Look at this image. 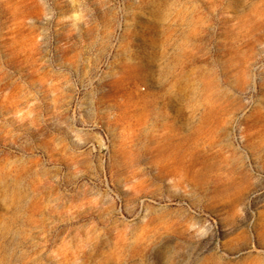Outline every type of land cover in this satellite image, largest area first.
Wrapping results in <instances>:
<instances>
[{"label": "rangeland", "instance_id": "1", "mask_svg": "<svg viewBox=\"0 0 264 264\" xmlns=\"http://www.w3.org/2000/svg\"><path fill=\"white\" fill-rule=\"evenodd\" d=\"M0 264H264V0H0Z\"/></svg>", "mask_w": 264, "mask_h": 264}, {"label": "bare ground", "instance_id": "2", "mask_svg": "<svg viewBox=\"0 0 264 264\" xmlns=\"http://www.w3.org/2000/svg\"><path fill=\"white\" fill-rule=\"evenodd\" d=\"M152 118L154 122H158L157 116L148 117ZM153 140L156 143L154 151L150 154L149 162L156 168L153 178L163 181L168 176H174L181 171H188L194 164L191 149L185 145L184 137L175 135H168L165 133H156L153 135ZM147 158L142 153H137L134 157L124 161L125 166L137 163L140 160ZM139 189L138 184L132 186L130 192L134 193ZM150 223L153 224V231H157L165 224L159 217L154 214L149 216ZM175 229V228H174Z\"/></svg>", "mask_w": 264, "mask_h": 264}]
</instances>
